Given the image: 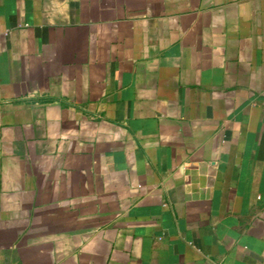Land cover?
Segmentation results:
<instances>
[{
	"label": "crops",
	"instance_id": "0c3cea01",
	"mask_svg": "<svg viewBox=\"0 0 264 264\" xmlns=\"http://www.w3.org/2000/svg\"><path fill=\"white\" fill-rule=\"evenodd\" d=\"M0 264H264V0H0Z\"/></svg>",
	"mask_w": 264,
	"mask_h": 264
}]
</instances>
